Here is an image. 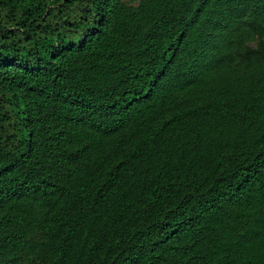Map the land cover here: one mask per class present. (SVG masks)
I'll list each match as a JSON object with an SVG mask.
<instances>
[{"label":"trees","instance_id":"trees-1","mask_svg":"<svg viewBox=\"0 0 264 264\" xmlns=\"http://www.w3.org/2000/svg\"><path fill=\"white\" fill-rule=\"evenodd\" d=\"M0 264H264V0H0Z\"/></svg>","mask_w":264,"mask_h":264}]
</instances>
